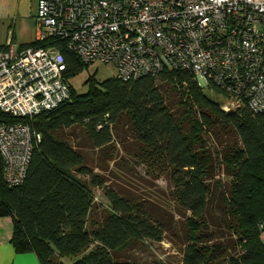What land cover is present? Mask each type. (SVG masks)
Listing matches in <instances>:
<instances>
[{"label": "trees", "instance_id": "obj_1", "mask_svg": "<svg viewBox=\"0 0 264 264\" xmlns=\"http://www.w3.org/2000/svg\"><path fill=\"white\" fill-rule=\"evenodd\" d=\"M47 41L66 63L68 99L32 118L0 111V121L24 122L40 135L21 184L8 186L0 167V217L12 218L15 252H32L39 264H62L67 257L74 258L71 264H173L118 259L117 253L143 240L161 241L175 209L189 213L180 264H264V112L245 102L223 109L204 89L226 101L227 93L212 81L200 86L189 70L116 75L100 83L93 71L82 82L87 92L79 94L71 79L90 66L64 40ZM130 162L167 178L170 187L154 199L124 195L103 172L112 163V177H138ZM217 167L229 182L214 179ZM93 188L109 206L96 205ZM206 218L219 233L208 229Z\"/></svg>", "mask_w": 264, "mask_h": 264}, {"label": "built area", "instance_id": "obj_2", "mask_svg": "<svg viewBox=\"0 0 264 264\" xmlns=\"http://www.w3.org/2000/svg\"><path fill=\"white\" fill-rule=\"evenodd\" d=\"M37 41L0 50V111L32 118L69 97L66 63L50 37L83 63L111 64L129 79L160 70L191 71L228 99L264 112V0H37ZM40 135L0 121V167L8 186L23 182Z\"/></svg>", "mask_w": 264, "mask_h": 264}, {"label": "rangeland", "instance_id": "obj_3", "mask_svg": "<svg viewBox=\"0 0 264 264\" xmlns=\"http://www.w3.org/2000/svg\"><path fill=\"white\" fill-rule=\"evenodd\" d=\"M94 71V79L96 83H100L107 78L116 76V70L111 64L101 63L95 67L90 66L89 69L84 70L78 76L71 79V83L77 89V93L82 94L86 93L89 84L82 83L88 74H92ZM205 94L210 97L212 100L223 104L226 102L224 95L218 91H213L209 89H204ZM79 139L77 142H80ZM74 142V141H73ZM84 152H89L87 155L88 164H92L95 166L96 157L94 156V161L91 160L92 152L86 147L83 149ZM91 154V155H90ZM130 167L135 169L140 175L138 177L133 175L130 179L121 178V177H112L111 168L112 163L108 164V169L103 174L107 177L108 184L111 186H115L119 191L123 192L124 195L132 196L134 198H153L154 195L159 191V189H168L170 187V183L165 177L155 178L149 173L146 172V169L139 164H135L134 162H130ZM107 165V164H105ZM96 172H100V168L95 169ZM102 173V172H101ZM143 178V179H142ZM216 180H221V182H229L230 178L226 177L222 170L217 167L215 170ZM168 192V191H167ZM129 194V195H128ZM94 202L96 205H101L103 207L109 206L107 199L103 196V193L98 188H93ZM172 216H169L171 231H168L163 235V239L159 242L151 241V240H143L142 242L132 244L126 249H123L117 253L118 259H131L135 261H152L154 259H163L169 262H173V264H180L181 261V242L183 241V232L185 230V218L189 216V213H186V216H181L179 212L175 209H172ZM211 211L214 212V216L219 217V212L215 209V206H211ZM206 224L208 229L212 231V233H219L218 228L214 227L210 221V219L206 218ZM220 229V233H226L225 231ZM224 229V228H223ZM264 239V235H261ZM237 251V250H236ZM62 264H71L74 261L73 257H67L62 260Z\"/></svg>", "mask_w": 264, "mask_h": 264}, {"label": "crops", "instance_id": "obj_4", "mask_svg": "<svg viewBox=\"0 0 264 264\" xmlns=\"http://www.w3.org/2000/svg\"><path fill=\"white\" fill-rule=\"evenodd\" d=\"M36 8L37 0H0V46L20 47L37 40ZM12 231V218L0 217V264H39L34 253L15 252Z\"/></svg>", "mask_w": 264, "mask_h": 264}]
</instances>
